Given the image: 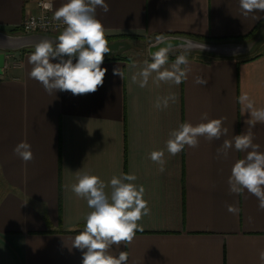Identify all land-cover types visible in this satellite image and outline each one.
<instances>
[{
	"label": "crops",
	"instance_id": "obj_1",
	"mask_svg": "<svg viewBox=\"0 0 264 264\" xmlns=\"http://www.w3.org/2000/svg\"><path fill=\"white\" fill-rule=\"evenodd\" d=\"M64 2L55 0V9ZM105 2L110 11L97 8V17L106 37L229 39L258 31L244 42L254 44L242 55L188 53L191 72L179 86L133 84L131 74L148 55L104 60L108 71L95 93L49 95L29 77L28 56L42 38L55 40L59 33H11L37 9L26 0H0V32L6 35L0 48L6 60L0 74V264H82V252L71 245L91 209L70 190L78 170L105 183L121 172L135 174V183L144 186L151 212L139 221L143 231L126 247L112 248L113 254L128 252L127 264H261L264 211L247 191L228 190L232 165L245 153L233 149L227 159H217L216 150L247 128L250 116L238 103L242 93L264 107V18L244 16L239 0ZM121 40L108 41L112 53L105 56H117ZM114 67L123 69L124 79L113 75ZM197 76L208 83L197 85ZM170 93L177 101L156 110V98ZM205 112L224 118L228 135L211 142L201 137L197 148L170 156L169 132L185 121L200 123ZM253 131L264 151V124ZM20 141L31 145L34 159L28 163L13 153ZM154 150L165 151L164 172L149 158Z\"/></svg>",
	"mask_w": 264,
	"mask_h": 264
},
{
	"label": "clouds",
	"instance_id": "obj_2",
	"mask_svg": "<svg viewBox=\"0 0 264 264\" xmlns=\"http://www.w3.org/2000/svg\"><path fill=\"white\" fill-rule=\"evenodd\" d=\"M42 7L51 10L53 6L44 3ZM239 7L244 16L264 18L256 15L257 12L264 13V0H239ZM97 8L104 13L110 11L105 0H66L55 9L53 19L62 23L63 30L55 40L42 38L28 56V63L32 66L28 75L39 82L47 94L66 91L74 96L83 95L95 93L103 86L108 70L102 64L105 55L111 53V48L106 38L107 29L97 17ZM193 47L190 43H174L157 37V44L149 49L150 60L145 59L139 70L131 74V82L140 88L147 87L150 80L157 87L162 83L179 86L191 72L188 53ZM177 49L181 50V54L170 62V55ZM131 67L137 68L138 65L133 63ZM113 75L124 79L125 73L122 68L114 67ZM194 82L206 85L208 80L197 76ZM177 99L174 93L157 97L154 108L158 111L166 109L170 102L175 103ZM238 103L241 111L250 116L244 121L247 128L231 139H224L216 150V158L227 159L233 149L245 153L232 165L228 190L236 195L247 191L257 198L258 208L264 211V151L254 143L253 131L257 123L264 124V107H257L247 93L238 97ZM223 124L224 118L210 119L206 112L201 114L198 124L188 121L179 123L169 132L166 151L174 157L186 146L197 148L201 137L209 142L226 137L228 129ZM13 153L25 163L34 159L27 141L15 145ZM164 156V150H154L149 154V158L159 165L160 172L165 170ZM137 179L135 174L121 172L105 183L90 172H76V182L70 190L78 198L86 200L91 209L85 217L83 230L74 236L71 245L82 252V264H127L128 252L119 251L117 255L113 254L112 248L114 245L118 248L122 243L125 247L130 244L137 231H143L139 221L151 212L148 201L144 199L145 188L135 183ZM227 210L232 214L238 212L234 205H227ZM259 259L264 264V250L259 252Z\"/></svg>",
	"mask_w": 264,
	"mask_h": 264
},
{
	"label": "water",
	"instance_id": "obj_3",
	"mask_svg": "<svg viewBox=\"0 0 264 264\" xmlns=\"http://www.w3.org/2000/svg\"><path fill=\"white\" fill-rule=\"evenodd\" d=\"M6 36L0 32V48H4L5 45L2 42L1 37ZM165 41L171 42H186L190 43L194 47L191 51H200L203 53H209L212 55H225V56H235L242 55L249 51H251L254 42L251 43H241V42H223V43H209L205 41H201L195 38L190 37H182V36H172V37H161ZM157 44V39L150 42L147 46V52L149 55V49L152 48L153 45ZM155 50V49H153ZM179 50V49H177ZM5 53H0V74L3 73V69L5 67Z\"/></svg>",
	"mask_w": 264,
	"mask_h": 264
},
{
	"label": "built area",
	"instance_id": "obj_4",
	"mask_svg": "<svg viewBox=\"0 0 264 264\" xmlns=\"http://www.w3.org/2000/svg\"><path fill=\"white\" fill-rule=\"evenodd\" d=\"M32 3L37 9L36 12L29 11L26 13L22 23L21 29L24 33H60L63 30V25L59 21L53 19V13L55 11V0H26ZM44 3H51L52 9L45 10L42 5ZM35 21L33 24L32 22ZM44 27H41V25Z\"/></svg>",
	"mask_w": 264,
	"mask_h": 264
},
{
	"label": "trees",
	"instance_id": "obj_5",
	"mask_svg": "<svg viewBox=\"0 0 264 264\" xmlns=\"http://www.w3.org/2000/svg\"><path fill=\"white\" fill-rule=\"evenodd\" d=\"M21 28L18 27H14L13 29H11V33H16L21 31ZM258 31V28H255L249 35H246L244 37H237V38H200L197 37L195 39L201 40V41H205V42H209V43H223V42H246L248 40L253 39L256 36V33ZM158 36H151L148 38L142 37V36H138V35H124V36H118V37H106L108 39V41H112V40H118V39H127V40H141V41H145L147 42L146 45H148L150 42L154 41L157 39ZM147 47V46H146ZM191 52V51H190ZM189 52V53H190ZM181 54V50H175L171 55H170V59H175L176 55ZM113 58H119V59H125V60H134V57L131 56H124V55H117V56H105L104 60H109V59H113Z\"/></svg>",
	"mask_w": 264,
	"mask_h": 264
},
{
	"label": "rangeland",
	"instance_id": "obj_6",
	"mask_svg": "<svg viewBox=\"0 0 264 264\" xmlns=\"http://www.w3.org/2000/svg\"><path fill=\"white\" fill-rule=\"evenodd\" d=\"M118 40L120 41L121 39H118ZM121 41H122L121 43H123V47H121V49L117 51L116 55H124V56L126 55V56L135 57V58L148 56V53L146 51L147 42L141 41V40H127V39H123ZM109 47H110V44H109Z\"/></svg>",
	"mask_w": 264,
	"mask_h": 264
}]
</instances>
